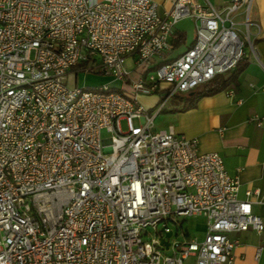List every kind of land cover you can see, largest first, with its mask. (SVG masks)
<instances>
[{
    "label": "built area",
    "instance_id": "2783aa9c",
    "mask_svg": "<svg viewBox=\"0 0 264 264\" xmlns=\"http://www.w3.org/2000/svg\"><path fill=\"white\" fill-rule=\"evenodd\" d=\"M253 1L172 0L160 13L155 0H0V264H233L230 232L252 228L264 240L263 218L237 197L221 155L153 128L171 96L256 57ZM184 17L192 44L151 67ZM69 71L122 85L68 86ZM149 94H159L152 113L139 100ZM199 214L201 239L176 220ZM170 222L184 238L170 239Z\"/></svg>",
    "mask_w": 264,
    "mask_h": 264
},
{
    "label": "crops",
    "instance_id": "0c3cea01",
    "mask_svg": "<svg viewBox=\"0 0 264 264\" xmlns=\"http://www.w3.org/2000/svg\"><path fill=\"white\" fill-rule=\"evenodd\" d=\"M158 10L163 13L172 6V0H155ZM205 4L210 1L213 5L222 6L230 0H193ZM243 14H237L236 20L242 22ZM248 26L250 38L255 49L256 57L249 54L242 58L236 66L222 74L229 76L236 68H241L234 80L221 90L204 94L193 99L195 91L206 86L205 82L187 92L178 93L182 99L171 103L172 111L176 110L175 124H169L178 134L198 139V151H216L223 160V165L229 175H237L239 185L237 197L249 198L252 210L264 220L262 201L264 199V0L253 1ZM191 23L193 33L190 40L186 38V28ZM176 37L170 38V43L179 40L162 56H155L150 63L154 66L161 59H170L184 52L193 42L194 20L184 17L174 25ZM243 29V25L238 23ZM124 65L132 70L131 77L136 78L134 57L124 58ZM74 72L75 78L77 73ZM68 73V74H69ZM67 74V75H68ZM213 78V79H214ZM116 80V79H114ZM119 81L118 87L122 85ZM232 90L231 94L228 91ZM159 98V94H156ZM141 95L139 100L146 98ZM238 100H241L238 102ZM164 108L161 109V111ZM260 118V124H257ZM155 119V117H154ZM159 128L167 129L168 128ZM154 128V126H153ZM157 130V129H156ZM259 188V194L246 191ZM230 237H237L238 243L233 248V264H264V240L261 234L252 228L243 231H232Z\"/></svg>",
    "mask_w": 264,
    "mask_h": 264
},
{
    "label": "rangeland",
    "instance_id": "374dc122",
    "mask_svg": "<svg viewBox=\"0 0 264 264\" xmlns=\"http://www.w3.org/2000/svg\"><path fill=\"white\" fill-rule=\"evenodd\" d=\"M255 2V0H254ZM193 29L191 26V23H189L188 27L186 28V38L187 40H190L192 37ZM249 54L253 56V52L249 51ZM101 84H108L111 87H118L120 84L118 80H114L111 74L107 73H97L94 71H79L77 73V78H75L74 72H71L67 75V85L68 86H86V87H96ZM141 96V95H140ZM139 96V98H140ZM146 98L141 99V103L147 108L149 113H152L156 107L159 106L157 104V101L159 98L156 94H149L145 96ZM182 97L177 93L173 96H171L167 102L163 105L164 110L159 111L154 119V129L159 128H165L169 124H175L176 123V117L177 113L176 110L172 111L171 109V103L174 100H181ZM138 121L134 119V123H137ZM121 127L123 130L126 129V124L124 120H121ZM109 133L105 130H101V136L107 137ZM176 220L179 224V222L182 225L183 230L187 233L189 237L196 236L197 238L201 239L205 233L206 228V217L204 215H188V216H177ZM170 227L173 228V234L171 235V240H181L185 236L181 233L180 229L176 233V227L175 224L170 222ZM2 232L0 231V238H1ZM166 253H169L170 250H165ZM192 260V257H188L185 260L184 264H190Z\"/></svg>",
    "mask_w": 264,
    "mask_h": 264
},
{
    "label": "trees",
    "instance_id": "16d2710c",
    "mask_svg": "<svg viewBox=\"0 0 264 264\" xmlns=\"http://www.w3.org/2000/svg\"><path fill=\"white\" fill-rule=\"evenodd\" d=\"M178 43H179V40H176L171 44V46L176 47L178 45ZM163 60L164 59H162V61ZM162 61L160 60V61H158V63H160ZM154 65H156V64H154ZM151 67H153V66H151ZM240 69L241 68H236L229 76L224 77V76L220 75L219 77L210 80L208 82V84H206V86H204L200 90L194 92L193 99L195 100L204 94H210V93H213V92H216V91L223 89L228 84L229 81L234 80L235 76L237 75V73L239 72Z\"/></svg>",
    "mask_w": 264,
    "mask_h": 264
},
{
    "label": "water",
    "instance_id": "95a60500",
    "mask_svg": "<svg viewBox=\"0 0 264 264\" xmlns=\"http://www.w3.org/2000/svg\"><path fill=\"white\" fill-rule=\"evenodd\" d=\"M163 229H164V227H161V230H163ZM170 234H171V231L168 230V231L165 232L164 235L167 237V236H169ZM160 241H161V243L164 244V246H167V245H168V240L164 239L163 237L160 239Z\"/></svg>",
    "mask_w": 264,
    "mask_h": 264
}]
</instances>
